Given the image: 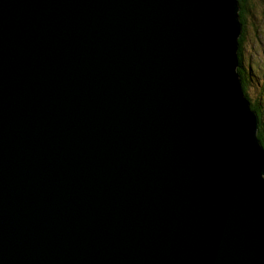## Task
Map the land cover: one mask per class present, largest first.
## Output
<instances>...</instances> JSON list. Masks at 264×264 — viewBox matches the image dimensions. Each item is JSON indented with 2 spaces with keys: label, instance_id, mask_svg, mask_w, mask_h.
<instances>
[{
  "label": "water",
  "instance_id": "95a60500",
  "mask_svg": "<svg viewBox=\"0 0 264 264\" xmlns=\"http://www.w3.org/2000/svg\"><path fill=\"white\" fill-rule=\"evenodd\" d=\"M239 11L0 0V264H264Z\"/></svg>",
  "mask_w": 264,
  "mask_h": 264
},
{
  "label": "rangeland",
  "instance_id": "374dc122",
  "mask_svg": "<svg viewBox=\"0 0 264 264\" xmlns=\"http://www.w3.org/2000/svg\"><path fill=\"white\" fill-rule=\"evenodd\" d=\"M250 9L243 20L246 33L243 38L242 55L244 65H250L254 74H258V77H254V86L249 79L247 80L248 93L256 97L264 84V0H251ZM252 99L255 101L254 97Z\"/></svg>",
  "mask_w": 264,
  "mask_h": 264
},
{
  "label": "trees",
  "instance_id": "16d2710c",
  "mask_svg": "<svg viewBox=\"0 0 264 264\" xmlns=\"http://www.w3.org/2000/svg\"><path fill=\"white\" fill-rule=\"evenodd\" d=\"M239 1V6H240V21L242 23L243 26V30H242V35L239 38V67H238V73L240 75L241 81H242V86H243V91L245 94L246 99L248 100L249 104H250V108L257 114L258 119H259V128H258V139L260 141V143L262 144V146L264 147V84L262 85L263 88L260 91V94L256 97L255 96H251L250 93H248V85H247V80L249 79L250 82L253 84L254 86V77H258V74H254L253 68H251L250 65L247 64L244 65V60H243V55H242V49H243V38L244 34L246 33V30L244 29V16L247 13L248 10L250 9V1L251 0H238ZM251 69V70H250ZM260 71V69L258 70ZM257 71V72H258ZM253 72V73H252ZM264 81V80H263ZM255 98V101H252V98Z\"/></svg>",
  "mask_w": 264,
  "mask_h": 264
}]
</instances>
